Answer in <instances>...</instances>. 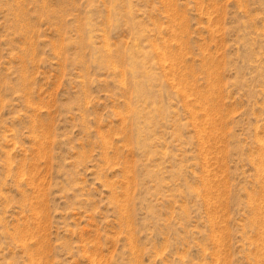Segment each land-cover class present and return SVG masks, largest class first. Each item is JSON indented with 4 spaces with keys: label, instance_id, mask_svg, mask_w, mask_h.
<instances>
[{
    "label": "rangeland",
    "instance_id": "1",
    "mask_svg": "<svg viewBox=\"0 0 264 264\" xmlns=\"http://www.w3.org/2000/svg\"><path fill=\"white\" fill-rule=\"evenodd\" d=\"M0 264H264V0H0Z\"/></svg>",
    "mask_w": 264,
    "mask_h": 264
}]
</instances>
